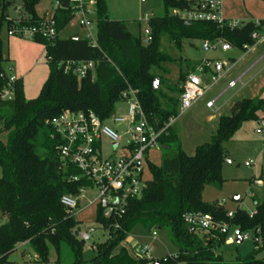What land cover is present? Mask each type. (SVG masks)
Masks as SVG:
<instances>
[{"label": "trees", "instance_id": "obj_1", "mask_svg": "<svg viewBox=\"0 0 264 264\" xmlns=\"http://www.w3.org/2000/svg\"><path fill=\"white\" fill-rule=\"evenodd\" d=\"M163 4L161 15L148 19V43L142 45L133 36L126 24L112 20L108 16L105 0H97L96 23L97 45L88 40H67L58 38L52 42L35 38L33 41L46 47L52 61V76L44 86L41 95L27 100L21 80H17L15 99H0V132H9L7 143L0 141V212L6 219L0 226V264H9V257L21 244H29L36 255V262L49 264L50 247L57 252L56 264H62L60 250L68 247L74 257L70 264H80L82 243L75 236L80 226L75 214L61 203L65 196L78 198L83 188L91 185L82 172L72 164L64 165L58 156V139L46 125L64 112H92L102 121L109 120L116 112L123 91L132 89L139 93V99L147 115L158 123L177 115L178 100L169 99L162 91L154 89V80H167L168 65L175 62L174 54L181 52L185 41L215 42L223 39L233 48L242 49L253 45L251 36L262 31L253 21L230 31L221 29L215 22H186L172 14L173 11H190L196 3L187 0H160ZM42 0H23V10L38 21L36 8ZM10 3L0 1L7 8ZM72 13L64 9L56 13L57 31L60 33L70 22ZM4 23L10 24L5 11L0 18V30ZM164 41L168 46H164ZM94 61V73L79 78L65 74L58 69L60 61ZM181 60V59H179ZM5 61L0 55V92L6 85L1 77ZM197 64L182 60L178 82L181 83L174 94L181 95L186 77ZM182 65L184 67H182ZM184 70V71H183ZM264 115V98H244L234 102L230 114L222 116L212 140L198 146L193 155L182 149L178 134L170 130L160 140L168 152L160 168L153 169L152 180H147V188L140 198L128 201L120 219H105L99 209L97 223L109 231L108 242L98 244L97 255L92 264H264L254 255L239 262H224L215 251L226 238L218 233L194 235L189 232L183 216L190 212L213 215L219 220L229 221L243 233L254 232L256 243L264 248V200L253 196V215L238 209L233 218L219 205H211L203 200L206 187L221 190L224 186L222 166L227 159L225 144L235 137L245 122H260ZM50 129V135L40 133ZM174 146V149L171 148ZM78 177L75 181L73 178ZM264 193V185H260ZM79 207V202H78ZM138 224L149 230L159 229L168 232L176 250L175 257L149 261L134 258L121 243L128 239L129 232Z\"/></svg>", "mask_w": 264, "mask_h": 264}, {"label": "rangeland", "instance_id": "obj_2", "mask_svg": "<svg viewBox=\"0 0 264 264\" xmlns=\"http://www.w3.org/2000/svg\"><path fill=\"white\" fill-rule=\"evenodd\" d=\"M3 1V0H0ZM10 5L5 8L0 6V18L6 11L10 18L16 16L17 8H23V0H5ZM108 8V16L112 20L122 21L126 24L130 33L138 38L142 45L148 43V18L154 15H161L163 12V4L160 0H105ZM144 1V2H143ZM196 4H200L203 0H187ZM55 0H42L37 6L36 13L45 14L51 12L54 7ZM25 14H27L24 11ZM52 13V12H51ZM222 15L226 20L246 22L264 19V0H223ZM75 35L84 39L86 35L85 29L80 26L78 18L68 23L60 33V39L67 40ZM93 35H97V30L93 29ZM168 46L164 41V46ZM201 41H185L182 51H176L174 57L175 62L168 65L169 74L167 80L159 79V88L166 96L163 103L170 104L169 99L178 100L179 95L173 91L180 87L178 82L180 76L181 62L186 59L191 64L203 62L210 59L214 61L230 62L232 59L240 61L244 57V52L240 49L233 48L228 52L211 50L204 52ZM211 47L216 43H211ZM257 49V48H256ZM259 50V49H257ZM259 54H263L264 48L259 50ZM250 53L246 58H253L254 61L259 57ZM0 55L5 61L7 71L21 80L24 95L27 100L37 99L52 76V68L48 65L49 53L45 46L19 37H7V25L4 23L0 30ZM41 59V62L39 60ZM181 59V60H179ZM38 61V63H37ZM239 69H235L228 78L214 87L203 99L195 104L190 110L183 114L173 126V129L179 137L182 149L185 154L193 155L195 149L212 140L216 134L219 120L222 116L230 114V108L235 101L244 98H264V61L261 62L252 72L248 73L243 79L245 86L239 85L235 90L227 93L217 103L218 111H211L206 108L207 101L215 98L226 87L230 79L236 78L245 71L250 63ZM37 63V64H36ZM182 67H184L182 65ZM184 71V70H183ZM9 72V71H8ZM176 107L179 109V103ZM123 109L122 105H118L117 109ZM264 121V115L261 116ZM259 123V122H258ZM116 129L121 142L103 141L101 158L108 160L114 158L113 149L120 146L129 138L130 124L129 121L118 127L111 124ZM258 124L253 121L245 122L236 133L233 140L225 144L227 151V159L222 166V177L224 186L221 190L212 187H206L203 192L204 202L211 205H219L227 214L235 213L238 209L249 214L255 210L253 196L259 201L264 200V193L261 191L260 181L264 185V137L257 132ZM50 129L46 128L40 133V141L43 142L45 135H50ZM9 132H0V141L7 143L9 140ZM174 149V146H171ZM168 149L161 147L152 150L148 155V161L144 164L145 180H152L153 169L161 167ZM248 164V166H247ZM238 197V200H235ZM97 189H85L79 195V207L76 210L75 220L80 226L81 232H89L91 228L95 229V233L90 241L82 243V259L80 264H92L93 258L97 255L96 246L101 243L108 242L111 238L109 231L102 228L97 223L99 212V203L97 202ZM6 219L0 212V226L5 223ZM158 235L157 239L151 236V230L142 224L136 225L128 234V239L121 243L119 249H124L134 258H139L138 250L140 248H150L152 257L155 260H163L168 257L176 256V250L169 238L167 231L154 229ZM249 239L238 244L223 243L215 251L216 256H220L224 262H239L246 259L250 255H254L257 260L264 261V248L261 243H256V235L250 231ZM62 264H70L74 261L71 250L63 246L60 250ZM49 264H56L57 252L50 247ZM9 264H38L36 263V255L29 244L20 246L10 257ZM183 264V263H178Z\"/></svg>", "mask_w": 264, "mask_h": 264}, {"label": "built area", "instance_id": "obj_3", "mask_svg": "<svg viewBox=\"0 0 264 264\" xmlns=\"http://www.w3.org/2000/svg\"><path fill=\"white\" fill-rule=\"evenodd\" d=\"M68 2L70 12L74 18H78L80 26L85 29V40L92 45H97V35H93V29L97 30L96 23V3L97 0H55L52 13L33 21L31 16L24 13L22 7L16 9V16L10 18L7 26V37H19L27 40L35 38L52 42L59 36L57 31L56 13L64 10V3ZM144 2V1H143ZM223 0H203L197 4L195 9L190 11L175 10L172 14L186 22H215L221 29L227 28L234 31L242 27L247 22L229 21L222 15ZM149 19L150 16L147 15ZM69 22V23H70ZM260 25L259 20L253 21ZM253 45H244L241 49L244 56L254 51L260 44L264 43V28L262 31L254 32L251 36ZM211 43L216 46L211 47ZM204 52L211 50L228 52L233 46L223 39L215 42H202ZM52 58L48 57V62ZM41 62V59L39 60ZM237 65L236 60L230 62L203 60L197 68L191 72L182 85V93L179 97V109L177 115L171 116L167 121L158 123L152 120L145 112L136 90L128 89L121 93L119 105L123 106L120 111L106 121L92 112H64L58 117L47 120L46 125L54 133V138L58 139L56 150L60 161L64 164H72L83 174V177L90 183L91 189H97V202L101 210V215L105 219H120L125 212L128 201L140 198L147 188V180L144 179V164L148 161V155L152 150L162 147L160 140L167 136L173 129L177 120L190 110L195 104L203 99L214 87L234 71ZM97 63L94 61L67 60L57 63L58 69L65 74H74L79 78L87 77L94 73ZM9 71V72H8ZM5 69L1 75L6 81V85L0 92L1 101L9 102L15 99V85L17 77L12 75V69ZM245 74L231 80L226 90L221 92L216 98L207 101L206 108L211 111H218L217 103L232 89L242 84ZM126 120L131 126L129 138L119 147L113 149L114 158L103 160L101 158L103 141L121 142L116 127L124 124ZM258 124L257 132L264 137V121ZM1 129V127H0ZM248 166V164H247ZM75 181L78 177L73 178ZM85 190V188H83ZM88 189V188H87ZM82 190V191H84ZM81 191V192H82ZM78 198L65 196L62 198V205L71 213L76 214L78 209ZM250 215H253L251 213ZM234 213L227 214L228 218H233ZM184 223L188 226L189 232L201 236L203 234H215L225 236L227 243L237 242L241 237L243 241L249 239V233H243L238 227L229 221L219 220L213 215L202 212H190L183 216ZM95 229L89 232H78V238L82 241H90ZM153 239L158 235L154 229L151 230ZM139 257L153 261L152 250L148 247L138 250ZM175 257V256H174Z\"/></svg>", "mask_w": 264, "mask_h": 264}, {"label": "crops", "instance_id": "obj_4", "mask_svg": "<svg viewBox=\"0 0 264 264\" xmlns=\"http://www.w3.org/2000/svg\"><path fill=\"white\" fill-rule=\"evenodd\" d=\"M52 10H53V8H52ZM52 10H51V12H52ZM51 12H50V13H51ZM50 13H49V12H47V13H45V14H38V13H37V16H38L39 18H42V17H45V16L49 15ZM15 14H16V11H15ZM260 20H264V19H260ZM246 22H250V21H246ZM60 33H61V32H60ZM60 33H59V37H60ZM8 38H9V37H8ZM261 48H264V43H262V44H260L259 46H257V49L260 50ZM257 49H254V51L250 52V53L253 55L252 57H254V55H258V54H259L260 51L257 50ZM250 53H249V54H250ZM249 54H248V55H249ZM246 57H247V56H244L240 61H237L236 59H232V60H236V61H237V65H236L235 69H236V68L239 69V66H240V64H241L242 62H244V63L241 65V68H242L243 66H245L246 64H248L249 62H251V60L253 59V58L244 59V58H246ZM262 61H264V51H263V54H262V55L259 54V57H258L257 59H255L254 61H252V62L250 63V65H249V67H248L245 71H243L240 75H238L237 77L241 76V75L244 74V73H246L245 76L248 75V73L252 72L257 66H259V65L261 64ZM37 63H38V61H37ZM37 63H36V64H37ZM4 68L6 69L5 63H4ZM235 69H234V71H235ZM234 71H233L232 73H234ZM237 77H236V78H237ZM227 78H228V77H227ZM229 78H230V76H229ZM236 78H234V79H236ZM17 79H18V78H17ZM234 79H230V81H231V80H234ZM243 79H244V78H243ZM18 80H19V79H18ZM230 81H229V82H230ZM229 82H228V83H229ZM242 84H243V86H245L246 83H244V81H242ZM227 85H228V84H227ZM227 85H226V87H225L221 92H223L224 90H226ZM237 87H238V86H237ZM237 87H236V88H237ZM236 88H235V89H236ZM235 89L229 90L227 93H229V92H231V91H233V90H235ZM221 92H220V93H221ZM227 93H226V94H227ZM226 94H225V95H226ZM225 95H224V96H225ZM224 96H223V97H224ZM216 97H217V96H216ZM216 97H215V98H216ZM223 97H222V98H223ZM222 98H221V99H222ZM213 99H214V98H213ZM230 109H231V108H230ZM258 181H260V185H261L262 182H263V181L260 180V179H258ZM260 185H259V186H260ZM254 211H255V210H254ZM253 213H254V212H253ZM25 244H27V243H25ZM25 244H21V245H19V246L17 247V249H18L20 246H24ZM17 249H16V250H17ZM36 260H37V259H36ZM36 263H37V262H36ZM38 264H39V263H38Z\"/></svg>", "mask_w": 264, "mask_h": 264}, {"label": "water", "instance_id": "obj_5", "mask_svg": "<svg viewBox=\"0 0 264 264\" xmlns=\"http://www.w3.org/2000/svg\"><path fill=\"white\" fill-rule=\"evenodd\" d=\"M64 8L69 9V4H68L67 1L64 3ZM78 39H79V36L78 35H75V36L72 37V40H78ZM158 81H159V79L158 78H155V80H154V89L155 90H157L159 88ZM238 199H239L238 197H235V200H238ZM75 236L78 237V232L75 233ZM242 242H243V239L241 237H239L237 239V243L240 244Z\"/></svg>", "mask_w": 264, "mask_h": 264}]
</instances>
